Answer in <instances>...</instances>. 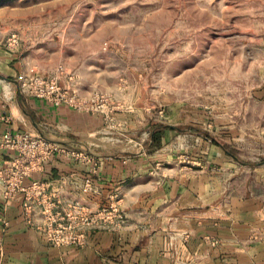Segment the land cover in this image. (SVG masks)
I'll list each match as a JSON object with an SVG mask.
<instances>
[{
    "label": "rangeland",
    "instance_id": "374dc122",
    "mask_svg": "<svg viewBox=\"0 0 264 264\" xmlns=\"http://www.w3.org/2000/svg\"><path fill=\"white\" fill-rule=\"evenodd\" d=\"M0 46L18 81L40 75L89 112L65 150L140 152L168 125L160 167L211 178L223 203L228 184L264 196V0H0Z\"/></svg>",
    "mask_w": 264,
    "mask_h": 264
},
{
    "label": "crops",
    "instance_id": "0c3cea01",
    "mask_svg": "<svg viewBox=\"0 0 264 264\" xmlns=\"http://www.w3.org/2000/svg\"><path fill=\"white\" fill-rule=\"evenodd\" d=\"M13 55L0 46V134L27 131L57 144L90 136L87 109L20 92ZM168 130L153 151L149 138L140 152L106 150L89 138L98 149L89 153L95 167L78 155H52L10 197L0 179V264H264V196H236L228 184L223 203L211 178L160 167L170 158ZM15 156L0 148V165ZM110 206L83 245L48 242L49 216L75 223L74 211Z\"/></svg>",
    "mask_w": 264,
    "mask_h": 264
},
{
    "label": "built area",
    "instance_id": "2783aa9c",
    "mask_svg": "<svg viewBox=\"0 0 264 264\" xmlns=\"http://www.w3.org/2000/svg\"><path fill=\"white\" fill-rule=\"evenodd\" d=\"M10 39L12 42H17L14 35ZM18 88L20 92L44 99L53 106L66 105L78 109L85 108L75 102L73 97H68L65 93L60 92L55 83L44 79L40 75L20 77ZM0 148H7L16 153V156L5 166L0 165V179L6 197H10L19 191L23 179L30 176L34 169L41 167L52 155H78L80 158L92 162L94 167L97 165V161L87 153H78L74 150L67 151L60 144L27 131H7L2 135L0 134ZM88 184L87 182L85 188L89 187ZM33 186L37 187L39 183L33 182ZM25 207L29 208L28 205ZM113 210L114 208L110 206L109 209L103 208L96 214L74 211L72 218L76 219L75 223L71 221L63 223L55 217L49 216L48 223L44 226L43 231L48 242L55 246L69 244L81 246L85 242V231L90 227L104 223L108 214Z\"/></svg>",
    "mask_w": 264,
    "mask_h": 264
},
{
    "label": "trees",
    "instance_id": "16d2710c",
    "mask_svg": "<svg viewBox=\"0 0 264 264\" xmlns=\"http://www.w3.org/2000/svg\"><path fill=\"white\" fill-rule=\"evenodd\" d=\"M22 93V92H21ZM24 94V93H22ZM165 129H172V127L168 125H155L153 126L149 131V141H148V151H153L157 148H159L162 145V138L164 135ZM216 144L220 147H222L228 154H231V151L229 150L228 146L223 143L222 141L215 140ZM232 155V154H231ZM234 156V155H232Z\"/></svg>",
    "mask_w": 264,
    "mask_h": 264
}]
</instances>
